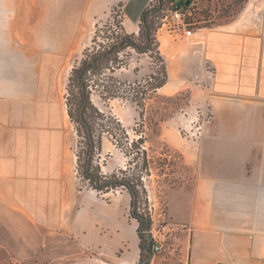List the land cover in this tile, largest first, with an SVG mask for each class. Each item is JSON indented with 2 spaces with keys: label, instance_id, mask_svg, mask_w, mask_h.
I'll list each match as a JSON object with an SVG mask.
<instances>
[{
  "label": "crops",
  "instance_id": "crops-1",
  "mask_svg": "<svg viewBox=\"0 0 264 264\" xmlns=\"http://www.w3.org/2000/svg\"><path fill=\"white\" fill-rule=\"evenodd\" d=\"M151 1L125 2L128 32H139ZM14 2L0 0V264H139L136 220L134 246L127 237L92 243L73 227L78 214L64 199L72 160L62 85L69 55L53 50L46 35L26 37L28 7L16 18ZM180 39L159 42L167 82L158 89L189 87L192 105L210 107L212 119L193 139L195 154L184 152L195 177L169 191L166 214L175 228L147 264H264V0H246L234 19L199 29L189 44ZM121 70L118 78L136 79L121 78Z\"/></svg>",
  "mask_w": 264,
  "mask_h": 264
},
{
  "label": "rangeland",
  "instance_id": "rangeland-1",
  "mask_svg": "<svg viewBox=\"0 0 264 264\" xmlns=\"http://www.w3.org/2000/svg\"><path fill=\"white\" fill-rule=\"evenodd\" d=\"M81 1L86 9L79 8L78 0L14 2L16 8L21 10L13 12L16 18H21L20 15L25 12L24 8L28 7L24 20L33 25L25 29L26 37L35 34L46 35L49 39L48 45H53V50L69 55V59H65L66 64L62 73L64 94L67 92L68 77L74 64L81 59L85 48L92 44L96 23L106 21L112 15L116 16L117 20L125 19L123 5L127 0ZM245 2L246 0H189L186 18L192 23L191 27L195 31L203 27L216 28L234 19ZM152 4L157 6L159 2L154 0ZM71 5L72 8H69ZM157 16V21L161 23L157 31L159 42L170 40L172 44L174 42L179 44L182 31L176 29L170 7L165 5ZM18 33L20 32L17 31ZM59 35L63 42L55 43L53 40ZM100 40L101 37L97 42ZM183 42L191 43L185 38ZM31 45L34 46L32 42ZM157 54L154 52L135 55L130 65L118 72L121 78L131 77L138 80L137 85L127 87L125 97L103 99L97 91L93 93L92 98L93 103L103 111L110 112L121 120L129 136V142L143 136L142 148L146 150L150 160L148 173L141 169L143 156L136 152L135 147L132 150V146L129 145L127 149L132 150V153L127 155L116 146L113 137L105 135L99 156L103 171L109 173L130 167L133 168L132 172L135 169L141 173L148 191L150 211L155 220L163 222L167 218L165 213L169 191L189 186L195 177L196 168L186 158L184 152L195 154L196 143L193 139L197 140L200 137L203 125L212 119V111L207 106L203 108L192 105L189 87L176 93L154 89V84L163 79V62L158 59ZM136 68L138 76H134ZM153 72L155 79L150 77ZM70 128L72 160L71 171L66 177L68 184L64 188V199L65 204H70L69 211L78 214L73 220V227L80 231L84 240L92 243L119 244L125 239L123 237H127L128 243L134 246L137 235L133 227L135 220L130 216L129 193L124 189L100 193L80 179L77 172V136L73 122ZM11 228L16 230L17 226L12 225Z\"/></svg>",
  "mask_w": 264,
  "mask_h": 264
},
{
  "label": "trees",
  "instance_id": "trees-1",
  "mask_svg": "<svg viewBox=\"0 0 264 264\" xmlns=\"http://www.w3.org/2000/svg\"><path fill=\"white\" fill-rule=\"evenodd\" d=\"M153 1L141 15L138 33L128 32L124 20H117L114 15L106 21H98L92 44L85 48L81 59L74 64L66 85L67 109L77 136L78 175L97 192L110 193L124 189L129 193L130 216L138 224L141 261L151 258L154 253V240L150 233L153 227L152 212L148 191L142 181L143 176L135 169L132 172L133 168L130 167L104 172L99 156L103 148V138L109 135L113 137L116 146L127 155L131 154L135 147L136 152L143 156L141 169L149 173L150 160L146 150L142 148L144 139L141 136L138 140L129 142V136L121 120L93 103L92 95L98 91L103 99L125 97L127 87L137 85L138 80L133 82L122 80L115 75L118 70L128 67L133 53L141 55L158 53V59L163 62V79L154 84V89L162 87L167 82L166 64L160 53L157 37V31L161 27V23L157 21V13L165 5L171 9L174 4H179L187 10L190 4L189 0H158L159 4L153 6ZM102 32L103 35L100 34ZM97 37L98 39L101 37L102 40L97 42ZM154 73L150 76L151 79H155ZM129 145L132 146L131 151L127 149Z\"/></svg>",
  "mask_w": 264,
  "mask_h": 264
},
{
  "label": "built area",
  "instance_id": "built-area-1",
  "mask_svg": "<svg viewBox=\"0 0 264 264\" xmlns=\"http://www.w3.org/2000/svg\"><path fill=\"white\" fill-rule=\"evenodd\" d=\"M170 12H171V18L175 23L176 29H178L180 32L182 31V34L187 41L193 39L196 36L197 31H195V29L191 27L192 23L187 21L186 18L187 10H184V8L181 7L179 4H174L170 9ZM152 220H153V227L150 230V233L154 240L153 251L159 252L164 248V242L166 240L164 237L165 234L170 232L171 229L175 228V225L168 218H166V220L163 222H161L160 220H155L153 217V213H152Z\"/></svg>",
  "mask_w": 264,
  "mask_h": 264
},
{
  "label": "water",
  "instance_id": "water-1",
  "mask_svg": "<svg viewBox=\"0 0 264 264\" xmlns=\"http://www.w3.org/2000/svg\"><path fill=\"white\" fill-rule=\"evenodd\" d=\"M151 258L145 259L141 261L139 264H147L150 261Z\"/></svg>",
  "mask_w": 264,
  "mask_h": 264
}]
</instances>
